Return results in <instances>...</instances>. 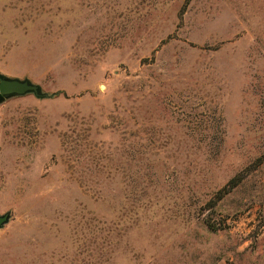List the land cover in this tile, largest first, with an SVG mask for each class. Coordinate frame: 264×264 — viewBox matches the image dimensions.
I'll use <instances>...</instances> for the list:
<instances>
[{
  "label": "rangeland",
  "instance_id": "374dc122",
  "mask_svg": "<svg viewBox=\"0 0 264 264\" xmlns=\"http://www.w3.org/2000/svg\"><path fill=\"white\" fill-rule=\"evenodd\" d=\"M0 73V264H264V0H0Z\"/></svg>",
  "mask_w": 264,
  "mask_h": 264
},
{
  "label": "water",
  "instance_id": "95a60500",
  "mask_svg": "<svg viewBox=\"0 0 264 264\" xmlns=\"http://www.w3.org/2000/svg\"><path fill=\"white\" fill-rule=\"evenodd\" d=\"M31 92L36 96H44L39 84L27 78L10 77L0 73V100L11 95H21ZM8 214L0 215V225L7 220Z\"/></svg>",
  "mask_w": 264,
  "mask_h": 264
},
{
  "label": "trees",
  "instance_id": "16d2710c",
  "mask_svg": "<svg viewBox=\"0 0 264 264\" xmlns=\"http://www.w3.org/2000/svg\"><path fill=\"white\" fill-rule=\"evenodd\" d=\"M262 155H263L262 157H264V149H263V153H262ZM262 157H261V158H262ZM261 158H260V159H261ZM240 179H241V178L239 177V174H236V175L232 176V177L229 179V182H230V184H231L232 186H234V185H236V184L240 181ZM231 185H230V186H231ZM225 188H226V187H222V189H219V190H218V195H222V193L225 192V191H224Z\"/></svg>",
  "mask_w": 264,
  "mask_h": 264
}]
</instances>
